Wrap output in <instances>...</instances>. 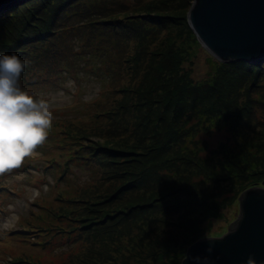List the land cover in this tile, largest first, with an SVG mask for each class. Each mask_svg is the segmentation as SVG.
<instances>
[{"label": "trees", "instance_id": "obj_1", "mask_svg": "<svg viewBox=\"0 0 264 264\" xmlns=\"http://www.w3.org/2000/svg\"><path fill=\"white\" fill-rule=\"evenodd\" d=\"M192 1L16 0L0 13V53L26 61L22 87L34 93L70 78L77 93L84 77L101 83L93 99L77 96L54 114L40 156L0 171L2 212L18 195L6 180L20 172L59 200L45 205L42 193L0 241V259L180 264L262 183L264 105L254 96L264 91V61L209 55L211 70L196 79L185 63L207 49L188 21Z\"/></svg>", "mask_w": 264, "mask_h": 264}, {"label": "water", "instance_id": "obj_2", "mask_svg": "<svg viewBox=\"0 0 264 264\" xmlns=\"http://www.w3.org/2000/svg\"><path fill=\"white\" fill-rule=\"evenodd\" d=\"M13 1L0 0V13ZM188 21L219 60L264 61V0H194ZM239 207L226 233L192 243L180 264H244L249 255L264 262V185L243 191Z\"/></svg>", "mask_w": 264, "mask_h": 264}, {"label": "clouds", "instance_id": "obj_3", "mask_svg": "<svg viewBox=\"0 0 264 264\" xmlns=\"http://www.w3.org/2000/svg\"><path fill=\"white\" fill-rule=\"evenodd\" d=\"M25 67L17 53H0V171L19 167L45 142L54 120L49 101L21 86ZM244 264L264 262L249 255Z\"/></svg>", "mask_w": 264, "mask_h": 264}, {"label": "rangeland", "instance_id": "obj_4", "mask_svg": "<svg viewBox=\"0 0 264 264\" xmlns=\"http://www.w3.org/2000/svg\"><path fill=\"white\" fill-rule=\"evenodd\" d=\"M193 2H194V0L192 1V4H193ZM192 4L186 10L187 16H188L190 8L192 7ZM201 45L203 46L202 43H201ZM203 48H205V47L203 46ZM198 53H197L198 56L196 55L193 57L192 66L189 64V61H187L185 64L189 68L192 67L193 76L196 79H202V78H205L208 71L211 70V64L209 63V55L212 56L213 54H211L208 50H202V51H199ZM213 57H215V56H213ZM215 59H218V58L215 57ZM100 87H101V83L99 80L92 79L89 77H84L80 86L78 87V92L75 93L77 90V85H75V81L73 79L69 78L63 85L59 86L58 88H52V87L42 88L39 91L36 90L34 93L36 95L41 96V97L45 98L46 100H48L51 107H52V111L54 112V114L58 115L59 117H62L63 113L59 110L65 109L68 106H70L75 101V98L77 96H78V99L84 100V101L93 99L94 97H96L98 95ZM256 92H258V90ZM257 94L258 95L254 96L255 98H257L256 101H258V103L259 102L262 103V101H263L262 104L264 105V91L262 93L258 92ZM76 107H81V104L76 106ZM76 107L69 108L68 109L69 113L76 112V110H75ZM56 109H58V110H56ZM261 110H264V108H262ZM56 128L59 130L61 129L58 126H56ZM94 140H96V139L94 138ZM112 145L116 147V145H114V144H112ZM30 155L31 156H40L41 152L34 150ZM53 155L56 156L57 152L55 151L53 153ZM31 171L33 173H38V171L35 169H31ZM76 171H79V170L76 168ZM29 177L30 176L28 174H26L25 172H20L18 174L16 173L14 175H11V177H9V179L6 180L9 183V185L12 186V188L14 190H16L15 192L18 195L11 197L10 198L11 201L9 200L10 201L9 203L3 205L5 212H2L3 210H0V241H2V239H4L7 235L9 236L13 230L18 231V229H19L18 224H19L20 217L22 215H25V216L29 215V210L32 207V203L39 196H41L42 193H46L47 196H50V198L48 199L50 202L46 201L45 205L52 206L54 204L55 205L58 204V202H59V200L57 198H54L55 193L52 195V193L47 192L48 191V185H46V183L45 184L42 183V185L40 187H38V186L32 184V182H30ZM84 178H85V174H80L79 176L72 177V180H73V183L76 184V183H81L84 180ZM48 180L53 182L51 176H48ZM117 185H119V184H117ZM255 185H264V180L262 181V183L260 182V183H257ZM103 212H104L105 218H108L107 217L108 214L106 213L107 211L104 210ZM239 212H240L239 203H236L229 210V212H228L229 214H227V215H229V219L226 220L225 218H220V219L215 220V223L212 225L213 232H218L219 234L226 233L228 231L231 223L234 220H236V218L238 217ZM101 213L102 212L99 211L98 218H99V216L102 217ZM166 224L172 225L173 223L166 222ZM166 227L168 228L167 225H166ZM205 227L210 228V225L208 224V222L206 223ZM35 238L36 237H32L31 239H35ZM189 241H191V240H189ZM3 244H0V254L3 253V247H2ZM7 244L11 245L13 243H10L8 241ZM30 246H32V245H30ZM23 247H24V250H26V246H23ZM8 250L9 249H7V251ZM18 250L22 252L21 248ZM11 260H12L11 256H7L6 259H0V263L6 262L7 264H9V263H12Z\"/></svg>", "mask_w": 264, "mask_h": 264}]
</instances>
